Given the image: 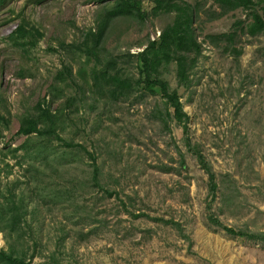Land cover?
I'll list each match as a JSON object with an SVG mask.
<instances>
[{
	"label": "rangeland",
	"instance_id": "374dc122",
	"mask_svg": "<svg viewBox=\"0 0 264 264\" xmlns=\"http://www.w3.org/2000/svg\"><path fill=\"white\" fill-rule=\"evenodd\" d=\"M201 1L206 7L212 3ZM146 5V9L152 6ZM104 7L97 0H10L0 8V151L8 153L5 162L0 153L4 194L9 182L29 179L23 177L28 167L24 150H12L25 140L18 132L22 114L47 96L61 66L62 42L80 41L84 32L96 27ZM22 16L44 34L38 47L28 53L8 40ZM169 21L165 15L142 24L115 18L106 31L105 49L109 54L126 49L137 52L140 41L158 38ZM232 23V18L212 21L206 31H229ZM238 46L244 48L238 62L207 48L193 87L180 90L190 117L189 133L173 125L164 130L155 122L152 98L144 103L125 102L115 110L121 122L103 133L99 146L107 153L105 178L110 193H122L109 196L101 189L89 193L86 186L81 193L84 199L76 203L85 210L86 219L81 222L71 217L68 208L50 201L49 196H59L60 188L42 175L43 182L25 187L29 216L34 213L36 220L24 227L25 234L17 231L12 238L3 227L0 250L25 257L28 264H264L263 242L231 236L208 224L207 175L184 140L199 142L214 170L235 179L230 198L217 199L214 206L222 223L264 232V82L251 88V71L264 73V36L252 43L243 37ZM79 131L81 142L84 128ZM112 131L122 133L118 146L108 142L114 139ZM104 137L106 143H101ZM78 156L77 171L90 169L84 150ZM162 166L174 169L166 172L169 169ZM252 166L260 180L251 177ZM34 172L29 175L35 177ZM13 188L18 196L21 188Z\"/></svg>",
	"mask_w": 264,
	"mask_h": 264
},
{
	"label": "trees",
	"instance_id": "16d2710c",
	"mask_svg": "<svg viewBox=\"0 0 264 264\" xmlns=\"http://www.w3.org/2000/svg\"><path fill=\"white\" fill-rule=\"evenodd\" d=\"M9 1L0 0V8ZM40 1L43 0H38ZM97 1L105 4V7L98 17L96 27L84 32L80 41L62 42L61 66L48 87L47 96L25 111L20 118L18 132L25 140L12 150L14 153L24 150V160H28L25 161L28 167L23 177L29 179L22 181L17 178L9 182L6 185L8 194H4L0 188V197L3 198L2 202L0 200V230L4 227L2 230L11 238L17 231L21 234L26 225L29 226L36 220L34 213L29 216L25 195L29 190L25 187L30 182H43L42 175L51 178L50 184L60 188L59 196H49L50 201L68 208L71 217L77 216L81 222L86 219L85 210L81 211L76 203L78 198L84 199L81 193H84L86 186L90 187L89 193L92 189H101L109 196L121 192L110 193L105 178L107 153H103V146H99V142L104 132L112 130L114 126L118 127L116 124L121 122V118L116 119L115 110H119L122 104L144 103L152 98L153 120L164 130H170V125H173L174 129H182L187 134L190 132V117L184 109L180 90L188 91L193 87L196 68L205 57L207 48L215 50L220 56H232L238 62L244 51L242 46H238L243 37L251 38L252 43L254 39L264 36V0H211L209 7L201 0ZM146 3L152 6L146 9ZM162 15L169 16L170 21L161 30L158 38L147 37L140 41L138 48L141 50L134 53L130 49L119 54L107 53L104 46L106 31L113 19L123 17L142 24L147 19L153 20ZM224 18L233 19L229 31H206L210 22ZM43 37L41 30L32 25L27 17L22 16L19 24L9 34L8 40L14 48L28 53L38 47ZM263 82L264 73L251 71V88L262 85ZM108 121L111 122L108 124ZM83 128L84 138L78 142L77 136L81 134L79 130ZM120 133L112 131L114 139L108 142L118 146L122 143H118ZM184 140L207 175L210 198L208 209L211 210L208 224L231 236L264 243V232L248 228L235 229L222 223L213 211L214 206L217 199L225 202L230 198L231 184L235 179L214 170L203 154L199 142L193 143L189 138ZM101 143H106L105 137ZM80 150H84L91 164L90 169L84 171L81 168L78 172L81 164L77 166L75 156L79 155ZM115 151L117 154V149ZM0 153L2 161L5 162L8 153ZM78 157L84 163L85 159ZM180 159V164L185 168V157L181 153ZM7 165L11 169L14 166ZM162 167L169 169L166 172L174 169L171 167L170 170L169 166ZM32 170H36L35 177L29 175ZM1 172L0 169V174ZM252 176L256 180L261 179L253 166ZM17 185L18 189L21 188L18 196L13 188ZM43 202L46 203L44 197ZM82 207L84 206H80ZM141 215L144 214L136 217ZM20 237L23 236L18 238ZM3 262L28 264L25 257H15L13 253L0 250V263Z\"/></svg>",
	"mask_w": 264,
	"mask_h": 264
}]
</instances>
